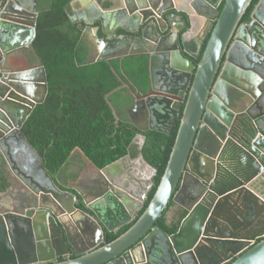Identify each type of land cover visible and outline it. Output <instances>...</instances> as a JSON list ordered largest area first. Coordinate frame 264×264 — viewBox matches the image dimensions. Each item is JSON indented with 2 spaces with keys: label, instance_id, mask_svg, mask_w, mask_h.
Returning <instances> with one entry per match:
<instances>
[{
  "label": "water",
  "instance_id": "obj_1",
  "mask_svg": "<svg viewBox=\"0 0 264 264\" xmlns=\"http://www.w3.org/2000/svg\"><path fill=\"white\" fill-rule=\"evenodd\" d=\"M92 1L98 17L72 20L87 46L88 63L146 55L150 71L157 62L169 66L153 96H135L145 107L139 112L145 126L128 121L138 131L170 136L181 111L169 159L140 217L106 243L104 231L130 224L142 209L156 171L139 156L148 176L132 174L125 156L111 165L121 175L95 179L93 187L80 191L57 181L60 171L51 177L44 170L21 132L47 93L33 47L37 13L23 0H0L12 6L0 13V153L27 180L26 189L0 204V264H264V0L246 23L241 19L252 0H171L186 28L179 43L174 15L166 21L155 13L146 16L152 0ZM195 2L215 14L204 16V36L191 37L195 23L185 15ZM119 14L133 26L120 21L125 35L116 36L107 27ZM167 27L172 38L165 35ZM20 47L30 48L36 65L21 67L27 57L13 55ZM136 139L140 150L144 137ZM14 142L35 158L28 175L10 153ZM249 190L261 199L256 202ZM27 196L34 202L18 206ZM170 203L187 213L172 235L155 226Z\"/></svg>",
  "mask_w": 264,
  "mask_h": 264
},
{
  "label": "trees",
  "instance_id": "obj_2",
  "mask_svg": "<svg viewBox=\"0 0 264 264\" xmlns=\"http://www.w3.org/2000/svg\"><path fill=\"white\" fill-rule=\"evenodd\" d=\"M71 1L36 0L33 47L46 73L47 93L43 103L34 107L21 132L32 149L41 156L43 168L51 177L64 171L75 150H79L97 169L125 156L132 160L139 155L155 169L152 187L142 209L118 233L105 234L106 243H110L135 223L153 197L170 156L181 111L170 136L154 131L140 133L132 125L116 120L114 112L124 113L130 102V97L123 96L125 88L122 84L130 82L133 87L146 90L148 57L132 55L88 63L87 46L79 42L81 32L68 14L67 8ZM257 3L258 0H252L241 23L249 21ZM222 6L223 1L218 12ZM138 134L144 137L140 150L135 140ZM8 186L0 169V192ZM173 206L170 203L155 223L168 235L177 232L187 214L180 209L171 223L167 224L165 214Z\"/></svg>",
  "mask_w": 264,
  "mask_h": 264
},
{
  "label": "flooded vegetation",
  "instance_id": "obj_3",
  "mask_svg": "<svg viewBox=\"0 0 264 264\" xmlns=\"http://www.w3.org/2000/svg\"><path fill=\"white\" fill-rule=\"evenodd\" d=\"M179 4V2H176V5H178ZM181 4V3H180ZM221 4V3H220ZM219 4V5H220ZM23 5H24V7L26 8V9H28V10H30L31 12H36L37 13V11H36V0H35V3L33 4V0H23ZM219 5H218V7H219ZM12 6L10 5V4H8V5H3V4H0V13H1V11H3L2 10V8H11ZM192 7V5L191 6H188V8H187V11H188V14L189 15H185L186 16V21H188V20H192L194 23H195V25H197V23H198V20H199V17H201V18H203L206 14H209V16L211 15H214L215 14V11H212V10H209V8H205L204 6H202L201 4H199V3H197V2H195L194 3V5H193V8H191ZM148 10H149V12H146V16H149V15H151L152 13H155L156 15L158 14V16H157V18H158V20H160V21H166V18H168V16H170V15H174V13H178V12H176V10L173 8V6H172V4H171V0H161V1H156V0H152V2H151V6H148V8H147ZM217 11H218V9H217ZM124 16H125V14H124ZM173 17H175L174 18V21H175V24L174 25H177V28H178V30H174V33H176V31H177V35H179V37L177 36V41H178V43H179V41H180V39H182V37H183V35H184V33H185V29L186 28H182L183 26H182V22L180 21V17H178V16H176V15H174ZM150 19V18H149ZM135 20V19H134ZM135 21H137V20H135ZM150 20H147L146 22H145V24H144V26H146L147 24H148V22H149ZM131 27L133 26V24H131L130 25ZM143 26V27H144ZM206 26H207V24H206V20H204L203 22H202V24H201V27L199 28V31L195 34V35H192L191 37H194V36H196V35H198V34H200L201 36H204L205 35V33H206V31H207V29H206ZM142 27V28H143ZM196 27V26H195ZM181 29V30H180ZM195 29V28H194ZM179 31V32H178ZM170 33H171V29H169V27H167V29H166V31H165V35H170ZM117 35H125L124 33H119L118 32V34L116 33V36ZM169 37H171V35L169 36ZM172 38V37H171ZM177 43V44H178ZM170 44V43H169ZM168 44V45H169ZM13 55L16 57H19L18 55H20V56H24V57H27V60H28V62H24V64H21L22 66L21 67H30V64H32L31 63V60H32V57L31 56H33L32 55V52H31V50H30V48H26V49H24V48H22V47H20V48H17L16 49V51L13 53ZM168 68H169V66H165L164 65V62L163 63H159V62H157L156 64H154V66H153V68H152V70L150 71V69H149V78H148V85H147V88H146V90L145 91H141L140 90V88H137V87H133V84L132 83H130V82H127V84H122V86H124V88H125V92L123 93V96L125 97H130V102H128V106H126V108L124 109L125 111H124V113H119V112H116L117 113V119L116 120H122L123 122H125V123H128V121H129V119L131 120L132 119V121H134V122H136V123H138L141 127H143V126H145V124L144 123H142L143 122V116H141L140 117V113L139 112H141V114H142V108H143V110L145 111V107H140V105H139V102L138 101H136L135 100V96H136V94H138V97H140V96H143V95H152L153 96V93H154V91L159 87V86H161V84H162V82H163V80L165 79V77L167 76V72H168ZM152 72V73H151ZM150 74L152 75V77H153V79H151L152 77L150 76ZM133 103L134 104H136V105H138V107H139V109H141L140 111L137 109V108H134L133 107ZM132 109H133V112H132ZM128 110H130V113L131 114H129L128 113ZM128 115H132L131 117H129ZM140 121H142V122H140ZM129 124V123H128ZM138 131V130H137ZM148 131H150V130H147V131H144V132H148ZM140 133H143V132H141V131H139ZM138 135H140V134H138ZM135 140L137 141V139L135 138ZM4 150H6V149H4ZM6 156V159H7V155H6V153H4V154H2V153H0V157L1 156ZM82 156V155H81ZM140 156V155H139ZM138 156V157H139ZM83 157V156H82ZM137 157V158H138ZM83 159H84V157H83ZM85 160V159H84ZM7 161H8V159H7ZM7 163V162H6ZM87 163H89L90 165H91V167H93V169L95 170V172H96V175H95V177H90V176H88V174H86V172H81V174H78V175H76V179L75 180H61V179H59V175H60V173H61V171H60V173H59V175H57L58 176V178H57V181H60L61 183H63L64 185H66V184H68L71 188H75V189H79L80 191H83L86 187H93L94 185H93V180H95V179H99V180H102V179H106L108 176H113L114 175V173H119V174H116V175H121L122 173H123V170L121 171V169H118L117 167H116V165L115 166H113V167H111V165L112 164H114V163H112V164H110V165H108V166H106V167H104V168H102V169H97L93 164H91L90 162H88L87 161ZM31 165V164H30ZM97 170H96V169ZM144 170H145V167H144V165L143 164H141V165H139L138 167H137V165L136 166H134L133 165V170H132V174H136V172H138L139 171V174L142 172H144ZM28 173L30 174V171H28ZM86 176H88V177H86ZM85 178H88L87 179V181H85L84 179ZM39 178L38 177H36L35 178V181H37L38 183H42L41 181H39L38 180ZM85 181V182H84ZM56 183V182H55ZM9 184V183H8ZM43 184V183H42ZM13 187H16V188H14L15 190H16V192L15 193H12V192H10L9 193V195H15V194H17V193H20V192H22L23 191V189L25 188L26 189V185H25V183L23 182L22 184H19L18 185V183L16 184V185H13ZM60 189H62V188H60ZM68 191H70V192H72V193H75V191L74 190H68ZM250 191V193L252 194V195H254V198H256V202H257V200H260L261 198H260V196L259 195H257L256 194V192L255 191H253V190H249ZM248 196V195H247ZM254 198H252V199H254ZM22 199H24V201H20L19 202V204H18V206L20 205V204H23V206H28L29 204H32L33 202H34V200H33V198H31V197H29V196H27V197H24V198H22ZM253 201V200H252ZM249 202H251V200H248L247 201V203L249 204ZM76 207H78V208H80V209H82L80 206H79V198H77L76 199ZM239 209L241 210L242 208H241V206H239ZM178 210H180L179 208H177L175 205L165 214V218H166V223L167 224H170L171 223V221L177 216V214H176V212L178 211ZM168 213H171V216H170V214H168ZM26 214H28V213H26ZM234 214H236V213H234ZM126 226V225H125ZM125 226H123V227H125ZM122 227V228H123ZM122 228H120V229H118V230H116V231H114L113 233L114 234H116V233H118ZM107 232H105L104 231V241H105V234H106ZM107 234H109V233H107ZM106 242V241H105ZM70 258H76V256H74V255H71L70 256ZM58 260H61V259H58Z\"/></svg>",
  "mask_w": 264,
  "mask_h": 264
},
{
  "label": "crops",
  "instance_id": "obj_4",
  "mask_svg": "<svg viewBox=\"0 0 264 264\" xmlns=\"http://www.w3.org/2000/svg\"><path fill=\"white\" fill-rule=\"evenodd\" d=\"M68 14L70 16L71 20L74 19H83V20H87V21H91V19L96 18V16L98 17L100 13L99 10H97V8L94 6L93 1L92 0H72L69 5H68ZM204 17L201 18L199 17L198 23L197 25H195V29H194V33L193 35H195L198 31L199 28L201 27L202 22L204 21ZM120 21H122V23L124 22V24L126 23V21L129 22V18L124 16V15H117V17L114 19V25L109 24V27H107L111 32L115 31V33L118 34V32H120L121 30L118 29V27L120 26ZM135 21V20H133ZM108 22V21H107ZM121 23V24H122ZM133 22H129V25H131ZM122 32V31H121ZM100 34V32H99ZM101 37L103 38L104 36L101 34ZM33 55V54H32ZM32 60L30 66L36 65L37 61L35 59L34 56H31ZM139 141H136V145L138 146ZM5 149V148H4ZM7 151V149L5 150ZM12 151V152H11ZM11 155L14 159V161H16V163L18 164V168L24 172L25 174L28 175V171H30V164H34V156L24 147L22 146V144L14 142L11 146ZM130 163L134 166H139L142 163L137 161L136 159H129ZM6 159V156H1L0 157V169L3 171L5 178L7 180V182L9 183L8 188L5 191L0 192V204L5 203V201L7 200V197L9 195L10 192L15 193L16 190L13 187V185H16L18 183L22 184L23 182H27V180L19 175L17 172H15L14 170L11 169L10 165H7L8 162ZM119 169V167H117ZM81 172H86V174H88V176L90 177H95L96 172L93 169V167H91V165L89 163H87L83 157L81 156L80 153L74 151L73 154L70 156V161L67 164V166H65L64 171H61L60 175H59V179L61 180H75L76 179V175L81 174ZM139 172V171H138ZM142 173V172H141ZM145 177L148 176V170L145 169L144 172L142 173ZM86 176V177H88ZM88 178H85L84 180L87 181ZM84 181V182H85ZM1 191V190H0ZM171 216V213H169Z\"/></svg>",
  "mask_w": 264,
  "mask_h": 264
},
{
  "label": "rangeland",
  "instance_id": "obj_5",
  "mask_svg": "<svg viewBox=\"0 0 264 264\" xmlns=\"http://www.w3.org/2000/svg\"><path fill=\"white\" fill-rule=\"evenodd\" d=\"M169 214V213H168Z\"/></svg>",
  "mask_w": 264,
  "mask_h": 264
}]
</instances>
